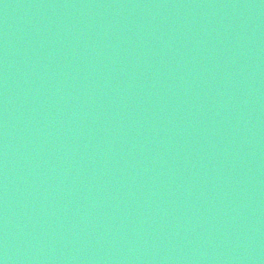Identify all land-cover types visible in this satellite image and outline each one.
I'll use <instances>...</instances> for the list:
<instances>
[{
    "label": "water",
    "instance_id": "95a60500",
    "mask_svg": "<svg viewBox=\"0 0 264 264\" xmlns=\"http://www.w3.org/2000/svg\"><path fill=\"white\" fill-rule=\"evenodd\" d=\"M0 264H264V0H0Z\"/></svg>",
    "mask_w": 264,
    "mask_h": 264
}]
</instances>
